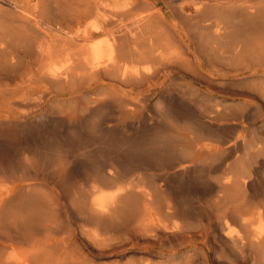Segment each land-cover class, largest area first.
I'll use <instances>...</instances> for the list:
<instances>
[{
    "label": "bare ground",
    "instance_id": "bare-ground-1",
    "mask_svg": "<svg viewBox=\"0 0 264 264\" xmlns=\"http://www.w3.org/2000/svg\"><path fill=\"white\" fill-rule=\"evenodd\" d=\"M162 5L177 22L176 29L186 31L195 55L192 61L171 62L168 74L184 69L200 77L204 66L221 77L230 69L262 71L247 89L264 99V0H162ZM161 16L160 9H141L134 0H0V93L9 97L10 106H17L11 97L23 90V101L27 100L34 83L42 93L56 94L100 78L133 89L150 88L158 70L148 65L170 58L178 48ZM91 36L104 41L101 44ZM46 97H38L35 106L44 104ZM106 97L123 100L104 92L88 104H100ZM248 107L244 102L225 109L227 114L211 110L208 121L192 128L183 124L187 112L170 105L156 127L154 148L133 149L119 142L116 149L121 152L112 156L103 142L111 137L109 129L66 136L58 147L81 151L77 156L83 158L72 172L88 168V177L76 186L67 185L66 176L57 180L37 157L19 161L15 172L0 167V264H83L71 252L75 231L88 244L143 240L148 249L166 243L171 251L166 255L149 250L145 258L127 264H196L183 250L197 238L207 243L210 236L224 252L229 249L244 262L264 264V190L258 191L257 183L253 186L257 166L264 165V138L216 136L221 122H237L228 125L234 134L246 129L244 121L252 116L245 113ZM60 108L54 105L52 114L62 112ZM37 118V125L41 124L37 132L42 135L49 118L44 114ZM8 122L0 117V133ZM96 141L104 147L87 150ZM207 158L221 177L211 187L206 211L200 212L195 224L188 208L197 189L179 191L174 185L195 183L193 175ZM151 165L157 173L150 182L145 172L128 177L137 166ZM54 181L57 184L51 186Z\"/></svg>",
    "mask_w": 264,
    "mask_h": 264
},
{
    "label": "rangeland",
    "instance_id": "rangeland-1",
    "mask_svg": "<svg viewBox=\"0 0 264 264\" xmlns=\"http://www.w3.org/2000/svg\"><path fill=\"white\" fill-rule=\"evenodd\" d=\"M134 3L141 9H160L161 17L164 18L161 24L168 29L176 42L175 45L178 46L170 58L166 57L167 60H162L154 65L147 64L153 69L156 68L158 70V74L152 80V86L149 88L146 85H143L139 88L133 89L132 86H124L114 80L100 78L99 80L84 81L83 83L80 82L79 90L67 88L64 92L56 94L55 92H52V90L42 93V88L34 83L30 85V92H27L29 93L27 100L23 101V90L11 97L12 102L18 101L17 106H10L9 97L0 93V117L9 120L8 125L2 127L3 130L2 133H0V142L3 146L0 148V157L2 160L0 167L15 172V165H17L19 161L22 162L27 157H37L43 162L44 167H46L48 171H54L56 173L57 180L60 177L64 178L66 176V178H68L67 185L76 186L80 180L82 181L81 183H83L84 179L88 177V168L87 166H84L80 169V173L74 174L72 172L76 161L81 162L83 161V158L78 159L77 156L81 151L70 153L69 151L58 147L66 136L79 137L81 135V137H83V135L85 136L87 133L91 134L95 132L93 130L99 128L100 130L109 129L111 137L106 136V139L103 142H107L106 144L109 146L108 155L110 156L117 155L121 152L116 149L119 142H122L123 147L132 146L133 149H152L155 147L156 127L164 114L169 111L170 105L173 104L174 106L181 107L187 112L188 118L183 120L185 122L183 124H188V126L195 128L198 127L200 122L208 121V115L211 110L215 109L221 112L224 111L227 114L228 110L225 111V109L231 106L234 107V105L241 106L245 102L249 104V107L245 108V113H251L252 115L249 120L244 121L246 129L239 130L237 134H234L233 130L228 125L234 123L237 124V122L226 124L221 122L217 123L221 126V129L216 128V136L230 139L237 138L238 134H241L248 139L252 137L264 138V99L253 92V90L247 89V84L251 82L256 75H261L262 71L259 72V74H250L247 73L246 70L230 69L229 71L224 72V74H226L225 77H221L212 74V71L204 66L201 71L199 70L200 77L192 76L184 69L180 70L181 73L170 72L168 74V66H172L173 62H181L183 59L192 61L195 56L193 53L194 47L193 45H190L191 43L185 36L186 31L183 27L176 29L175 25L177 22L167 10L163 8L162 0H134ZM91 39L100 43L104 41V38H99L98 36H91ZM187 45H190V48H188ZM106 58L107 57H104V60ZM243 82L244 84H242ZM220 85L222 88L219 87ZM227 85L229 87H227ZM240 88L242 90H240ZM235 91L238 93L249 92L247 93L249 95L243 97L232 95V92ZM104 92L116 95L119 99L123 100L113 102L111 98L106 97L107 100L100 104H88L91 98H96ZM252 92L253 94H250ZM45 94H48V97H46L44 104L35 106L36 102L39 100L38 97ZM223 100H227L228 103L223 102ZM42 102L43 101H41V103ZM54 105H58L63 111L58 112L57 110H54L53 112H55V114H52L51 109H54ZM23 113L28 115V117L21 118L20 115ZM43 114L47 115L49 121L45 122V125H43V129H46V134L43 133L41 135L37 132V129L41 127V124L37 125L36 122H38L37 117L42 116ZM101 124L104 125L102 126ZM25 132L30 134L28 135ZM175 133L177 134L178 132L175 131ZM100 143L101 141L94 142V144L87 150H92L93 148L97 149L100 145L104 147V143ZM16 144L18 145L16 146ZM177 146H179V144ZM110 164L112 168H115L119 172L121 171L116 165L112 163ZM200 165L201 167L193 175L195 183L186 181V184L184 181L183 183H176L174 185L179 191H184L185 188L192 187L197 189L198 195L191 199V205L188 208L195 224L200 220V212L206 211V209H204V202L207 201L211 187L216 185L218 178L221 177L219 172H215L211 169V161L209 158ZM257 167L258 170L253 176V186L255 187V184L257 183L255 188H259L258 191H261L264 190V165H258ZM132 171L133 172L128 174V177L130 175V177L135 178L145 172L146 178L148 177L147 182H150L153 177L155 179V174L157 173L156 167L153 165L137 166L135 169H132ZM55 184L57 183L54 181V184L52 183L51 186ZM197 185L199 186L198 188ZM109 189L112 190L113 185L110 186ZM232 231L235 232V229H232ZM74 235L76 238H74L72 242L73 246L71 252L76 260L83 264H127L134 259L140 260L145 258L148 256L147 252L149 250H152L153 253L163 252L166 255L171 254V251H168L165 246L166 243H164L165 245L162 247L152 246L150 249L147 248L148 243L143 240H132L131 243L126 242L122 244H117L116 240L105 244H88L77 231L74 232ZM210 239H212L211 236L209 241L204 243L201 238H197L194 243L188 244L183 252L189 251L188 254L193 256V260L196 264H227L230 260H232L234 264H251L250 262H244L239 259V257L235 256L229 249L224 252L218 243L211 242ZM173 243L176 244L178 242L175 240ZM155 261L159 262V260ZM228 264H230V262Z\"/></svg>",
    "mask_w": 264,
    "mask_h": 264
}]
</instances>
